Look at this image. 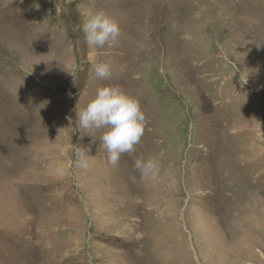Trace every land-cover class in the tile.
Segmentation results:
<instances>
[{
	"label": "rangeland",
	"instance_id": "374dc122",
	"mask_svg": "<svg viewBox=\"0 0 264 264\" xmlns=\"http://www.w3.org/2000/svg\"><path fill=\"white\" fill-rule=\"evenodd\" d=\"M101 9L120 35L92 48L74 29ZM102 62L110 78L90 79ZM101 86L146 118L114 166L103 129L75 121ZM231 185L244 196L231 212L261 222L219 263L264 264V0H0V264H215L191 214Z\"/></svg>",
	"mask_w": 264,
	"mask_h": 264
},
{
	"label": "clouds",
	"instance_id": "9594fccd",
	"mask_svg": "<svg viewBox=\"0 0 264 264\" xmlns=\"http://www.w3.org/2000/svg\"><path fill=\"white\" fill-rule=\"evenodd\" d=\"M83 33L84 42L92 48L113 46L118 41L120 28L118 22L104 10L88 11L81 24L75 29ZM90 79H107L111 76V66L107 62L95 63ZM246 83V82H245ZM76 112L78 127L88 130L103 129L100 142L107 153V162L116 165L122 154H132L144 134L145 114L139 100L119 87L101 86L95 95ZM71 122V118H69ZM76 157L80 166L86 168L87 156L79 151ZM134 169L141 179H155L158 163L155 159L135 158ZM130 180L135 183L136 177ZM91 264V261H89Z\"/></svg>",
	"mask_w": 264,
	"mask_h": 264
},
{
	"label": "bare ground",
	"instance_id": "6f19581e",
	"mask_svg": "<svg viewBox=\"0 0 264 264\" xmlns=\"http://www.w3.org/2000/svg\"><path fill=\"white\" fill-rule=\"evenodd\" d=\"M229 188H230V190H229ZM209 198H210V200L208 199L209 202H207V203H205L203 199H200V201H198V203H196L197 204L196 210L193 212V214H191V216L193 215L196 217V219H197L196 223L197 224L195 225V223H194L192 226V229H193L195 235H197L198 233H201L202 241H204V240L209 241L210 240L209 238L215 239V242H216L215 245L217 246L218 252L216 253L215 258L212 260H215L216 261L215 264H216L217 262L219 263L220 261L226 260L228 257L232 258V256L235 255L236 252H245L246 253V249H247V247H246L247 241L246 240H249L251 238V234H249L247 230L244 231L242 228L245 227V225H246V227H251V228L255 227L256 228L259 226L258 224H260V222H261L259 220H261V219H260V217L257 218L255 216H252V218L249 219V220H252L249 224L248 223L249 220L239 221V216H240L239 213L235 214V213L231 212V211H233V212L236 211V209L234 208L235 207L234 203L235 202L237 203L239 199H240V201L241 200L243 201V199H244L243 194L240 191H236V189L233 188L232 185L228 186V190H225V186H224V187L216 188L214 191H210ZM203 209H208L209 214L207 215L205 213L206 214L205 215L203 213ZM249 211H247L245 214H247ZM189 216H190V213H189ZM191 216L189 218H191ZM220 217H225V220L221 221ZM210 221H212V223H213L212 227L210 226L209 228H204L206 225H209L208 222H210ZM237 226H240L241 227L240 230L242 229V231L234 232V230ZM211 228H212V230H210ZM232 228H233V231H232ZM198 239H200V238H198ZM196 240H197V238H196ZM199 241H201V240H199ZM196 242H198V240L195 241V243ZM215 242H212V243L209 242L210 244H209L208 248L213 246ZM199 244H201V242H199ZM197 247H200V246L197 245ZM205 247L207 249V246H205ZM137 249L135 251H137ZM199 249H201V248H199ZM206 249H204V250H206ZM215 249H216V247H215ZM206 251L208 252V250H206ZM210 251H211V249H210ZM201 252H203V251H201ZM209 255H205V257L206 256L209 257ZM210 257L213 258L212 254L210 255ZM184 258H186V257H184ZM182 259H183V257H182ZM249 259H252V258H249ZM183 261H181V262H183ZM119 262H120V260H119V258H117L114 263L110 262L109 264H117ZM189 264H191V263L189 262Z\"/></svg>",
	"mask_w": 264,
	"mask_h": 264
}]
</instances>
